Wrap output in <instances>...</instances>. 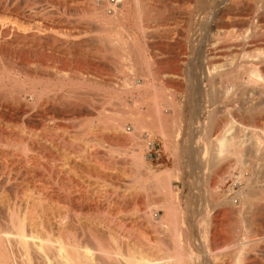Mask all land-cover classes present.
<instances>
[{
  "label": "rangeland",
  "instance_id": "obj_1",
  "mask_svg": "<svg viewBox=\"0 0 264 264\" xmlns=\"http://www.w3.org/2000/svg\"><path fill=\"white\" fill-rule=\"evenodd\" d=\"M8 1H7L8 3L15 2L20 7L19 9L21 11L29 12L28 9H30L31 7L35 9L37 7L36 11L40 12L39 13L40 16L38 14L35 16L33 15L34 21L38 19V21L37 22L35 21V23L36 24L39 23L40 26L42 25V28L43 27L47 28L48 31L46 32L53 35L57 41L55 43L50 44L45 42L46 40L42 38V42L40 43L42 46L40 45L38 54L41 56L44 55L47 56L48 54V56H50L51 58L53 57L52 59H54L55 62L57 61L56 63L57 65H62V63L63 64L69 63L68 64L69 67H71L72 65L71 69H73L76 66L81 67L82 71H84L85 73L82 76L83 79L78 80V79L70 78L71 81H68V85L74 90L83 89L86 93L88 92L90 94L89 96V94L87 93L89 97H86V100L89 99L87 100L89 101L87 103L88 105L89 104L91 105L89 106V111L91 112V114L90 113L89 114L91 116L88 118L90 122H93L91 123L92 128L90 127V129L84 130L83 127H80L81 128L80 129L79 128L80 125H77L79 124V121L77 119L74 120L70 119L71 121H68L69 119L68 120L66 119L65 122L64 119L63 120L60 119L61 121H63V123H61L60 120H57L54 123H48V125L47 122H42L43 124L42 123L41 124L43 128L41 127V124L38 121H36L35 123L36 126L40 124L38 125V127L35 126L36 131L37 128L40 131L42 130V133L38 131L40 135L37 134L38 135L37 138L40 136L39 137L41 139L39 140L40 144H45L47 146L46 151H48L49 148L50 152L45 153L43 151L41 153H38L40 152L38 151L37 152L38 154L36 152H33L35 153L36 156L32 155L33 154L31 153L32 151L31 152L28 151V153L32 156H35L36 158L38 155V157L40 158V159L38 158L40 164L43 162L42 163L43 165L41 164L40 167L42 166L45 167V168L42 167L43 169L39 167L41 171H43L44 169H45L44 171H46V164L49 162V159L51 160V157L54 158L53 160L56 162L52 160L51 163H54L53 164L55 165L54 167L56 169H59L58 171L61 175L59 174L57 180L56 179H55L56 181L53 180L54 182L52 181L51 182L52 185L51 184L50 185L53 186V189H55L56 193H58L57 195L64 193V189L63 188L60 189L61 187H63V184L66 185L64 187H67L69 185V187L67 188L71 189L70 191H73V193L71 192L72 195H75L76 197H78L79 195L80 198V194L85 193V198H86L85 200L93 199V201L96 200V202H99V204H103V203L107 204L112 202L113 200H118L120 198L117 197L118 195L119 196L126 195V197H128L130 200L133 199V201L142 202L143 205L144 203L145 205L146 203L148 205L150 204L149 206L144 205L143 207L146 209L145 211L147 213L148 211L149 213L152 212L153 214L152 218H154L152 219L154 221V224L153 223L150 224L149 222H147L146 219L144 220V218L140 216L139 213L140 211L137 212V210H133L131 208H129L128 212L123 211L122 210L123 208H121V211H119L120 208L119 209L117 208L112 211L107 209L109 211V212L107 211L108 213L103 212V214L105 213L106 215L105 214L104 216L102 214L99 216L94 215L91 216L93 217L92 219H89L90 214H86L85 216L82 215L84 217V218L81 217L84 223L83 226L86 225L89 226V228L91 227L92 228L91 231L95 233H97L96 231H98L97 234H100L101 237L103 236L104 239H108L109 242L113 244L114 242L111 241V238L115 237L114 239L117 240L116 236L118 235L119 237L121 235V237H119L118 239L119 240L118 242L122 244L121 249L124 248L125 249V250L123 249L124 252L126 251V249L127 250L133 249L135 251L138 249L137 250L138 252L143 250L142 253L145 254L148 252L147 253L148 255L151 256L152 254L151 257L157 258L160 256L167 257L171 253L173 254L175 251V246L176 249H178L177 251H181L184 248L186 252H192V256H194V260H192L188 264H233L234 260L232 258L233 257L232 254L234 255L233 252L234 249H232L233 248L232 242L229 241L234 239L235 240L239 239L243 233H247L248 229L250 231H254V227L260 229L259 230L260 232H258V234L260 233L262 235L264 234L262 233L264 231L263 229L264 213H262L264 212V207L262 206L264 205H262L261 202L257 200V198L259 197L258 195H256L258 197L253 195L252 197H254V199L252 197H249L250 198L249 201L247 199L246 200L247 202L244 205H242L243 207H241L239 211H235L237 206H235L234 208L235 205L234 202L236 201V198L231 200L232 203L230 202L229 199L225 198L226 196H228L227 194H232L234 191L238 189V183L236 182L235 179L237 176V170H236V165H234L235 163H233L234 160L231 161L232 160L231 159L230 161L227 160L221 161L217 165H215V168L213 167V169L207 172L199 171L200 169L199 168L197 169L196 167L193 168V166L196 165L195 163L196 159L193 153L195 151L196 146L198 144H201L198 140H200L201 138H203L202 140H204V138L206 137H203V135L204 136L207 135L208 137L211 135L210 138L214 137L216 135V131L218 133L219 128L223 125V121L225 122V120L229 118V117L226 118V115H228L229 113H233V114L236 113L235 114L236 119H240L241 116L243 115H244L243 117L257 116L259 120L260 119L262 120L261 122L260 121L259 122L264 126V114H263L264 89L258 90L256 87L248 84L247 75L245 71L250 61L256 59L254 58L253 54L255 52H258L257 51L258 49H255L256 48L255 46H250L249 48L246 49L245 46L236 45V42L231 39L232 34L234 35L236 32H240L243 30H247L248 33L251 32L253 30L252 27L255 24H258V28L261 30V32H264V0H239L237 7L232 11H230L229 14L227 13L225 16H222V18L219 14H214L213 11L214 8H212L211 10H209L208 8V10H206L205 7L204 9L203 7L204 5L202 6V0H169V1L168 0H147V1L129 0V5H128L129 7L127 9V14L122 16L121 15L116 16V18L115 15L112 16L111 17L112 19L109 18L106 20L108 21L107 24L106 21H104L105 23L103 22V25L105 24L104 26L102 25L103 27L100 26L99 24H98L99 26L98 25L95 26L96 22L91 23L92 20H94V18L89 13L88 14L86 13L85 15L84 11L86 7L85 5H87L86 2L87 0H84L85 2L83 0H74L70 2L72 5L70 3L63 4L59 2L60 0L55 3L53 2L49 3V0L48 1L47 0H39V1L17 0V2L16 0H12V1L8 0ZM29 1H33V2H29ZM222 1L225 0H215V4L221 5ZM135 2L136 3L139 2V3L136 4ZM161 2L165 5H163ZM32 3H34V5L36 4V7ZM148 5L149 6L151 5V8ZM251 6L253 9L250 8ZM32 8L30 9V11L31 12L35 11V9ZM77 8L79 9L77 10ZM156 9L157 11H159V13L156 11ZM79 11L81 12L78 13ZM145 11H148V13ZM27 12H23V13L26 15ZM142 13L143 14L146 13V15H143ZM28 14H30V12L27 13V15ZM123 16L125 17L123 18ZM139 19L141 20L139 21ZM131 24L133 25V27ZM137 24H139L138 25L139 27L137 26ZM142 25L143 26L145 25L144 26L145 29L142 27ZM49 26L51 27L49 28ZM154 26H156L157 28ZM141 27L143 29H140ZM126 29L129 31H127ZM109 30L111 33H109ZM141 30L144 31L142 32ZM112 32H115V34L123 33V35L124 34L127 35L126 38L125 35L123 36L119 34L120 36L126 38V41L129 42V46L128 44L119 46L117 45L118 41H116L117 44L116 43L110 44V42H108L107 44V41L105 42L103 38L101 40L97 39L98 36L106 37V35L109 36L110 34H113L110 35V37L112 38L115 39L120 38L119 35L115 36V34ZM129 33L131 34V36L133 35L136 38L138 37L137 40L138 39L139 40L137 41V46L138 43L139 46L137 53H140L139 54L140 58L143 56L140 59V61L135 65L137 69L135 73H132L129 67H128L129 70L124 67L122 68L121 59L119 57V55L122 54L120 51L121 49L123 50V53L130 54L129 51H131V48L129 47L131 46L130 43L131 39H128V36L129 38H131V36ZM261 35L262 36L259 37L261 40L259 39L260 42L258 41V44H260V47L262 46L263 48L264 33ZM219 38H221V40ZM96 40L99 42H97ZM73 41H75V43H72ZM80 43L83 45H81ZM99 43L100 45L103 43L104 44L100 46ZM106 45L108 46L109 49H107ZM114 46L115 47L117 46L116 48H118L119 50L114 48ZM112 48L114 50H112ZM180 52H182V54ZM144 57H146L147 61L145 60ZM262 59L263 62L261 64H263L262 66H264V58ZM84 64H86V66H90L89 68L91 70L88 67H86ZM213 65L218 66V68L216 70H212ZM75 69L76 68H74L71 72L69 71V74L74 73V76H80L79 75L80 73ZM100 69L101 71H99L98 73V70ZM160 69L162 70V72ZM38 71L39 70L36 71L38 78L40 77V73L42 77L43 72L42 71L38 72ZM91 71L94 73L92 74ZM123 74L133 75L136 79H141V81L143 78H146L147 76L149 77V82H151V80L153 79L151 82L152 84H150V86L153 88L147 89V93H149L148 97L152 101L156 98L157 99V100L155 99L156 102L153 101V103L159 105L160 109L162 108L161 109L162 112L166 113L162 121L154 122V120L151 121L150 118H149L150 122L149 121L148 122L151 124H148L147 122V120H149L148 118L145 121L147 122L146 124H144L146 126V129L144 128L142 130V133L143 135L148 134V136L147 139L143 138L142 141H144L143 143H146L148 141L151 142V148L149 150L146 148L143 151L144 152L143 161L142 164L139 167H137V169L144 170L143 172H147V173L150 172V174L148 175H154V174L163 175L165 173L166 175L169 174L168 177H169L170 189L173 193L172 198H170L171 199L170 202L172 203L173 207L176 206V209L179 212L176 222L172 217H168L166 215L165 216L168 218L164 217V214H166L164 210H166V208H164V203H163L164 193L161 190H156V188L151 186L148 187L147 190H145L137 187L135 184L132 185L131 187V184L134 183L131 181L132 180L131 174L136 168L135 166L133 168V165H131L130 161H132V156L130 151L134 150L135 145H133L132 143L130 146L126 145L125 149L126 148L127 149L124 151L125 153L119 149L117 151V145L121 142V140H119V138L117 137L118 135H116L115 133L113 134V131L109 128V126L106 127L107 123L105 125L101 124V126H99L97 125L99 124L98 121L95 122V120L97 119L95 118L97 111L92 108L93 106H96L98 108L99 106L102 107L101 112L109 117L112 116L116 117L119 115L120 110L122 109L121 107H123V105L121 100L122 96L120 95V87L118 85L122 80L121 78H123L124 76ZM24 81H27V79ZM44 82H46L45 78L44 79L42 78L41 83L44 84ZM65 88H67V86ZM170 93H172V95L176 98L177 101L175 110L172 109L170 104L171 101ZM151 97L154 99H152ZM28 98L29 97H26V100H28ZM257 98L262 99L261 106L263 104L262 106L263 111L259 114H255V111H253V113H251V111H247L246 108L251 104L255 103L258 100ZM134 99L135 98L129 94L127 96L125 95L123 102H125V104L127 103L126 104L127 106L125 105L126 108L129 107L131 109L136 105V106H140L141 109L143 110H147L146 113L149 111L145 104L140 105L139 103L138 105V103H136L135 105H133L135 101ZM28 101H30V98ZM152 101L150 103H152ZM153 103H152V107L153 105H155ZM236 109H239V111ZM226 111L229 113H227ZM148 114L150 113L148 112ZM58 121L60 125L59 123H57ZM158 122L160 123V126H162V127L159 126L160 128H166L168 130L171 128L170 129L171 133L169 132L170 134H168V130L165 129L166 134L171 136V138L169 136H167L168 138H164L162 134L161 136H159L160 133L156 132L160 129V128L158 129V125H159ZM55 123H57V125H55ZM65 123L67 127L65 126ZM124 124L125 127L127 126V129L130 127L131 128L129 130L132 129L131 121L127 120L124 122ZM43 125L45 126L50 125L49 126L50 128L45 127ZM63 125L66 128H64ZM45 128L46 131L44 130ZM175 128H179L181 130L179 133L180 135L175 133L176 130ZM42 134H44L45 137L44 135L41 136ZM105 135L108 136L109 138L111 137L110 139L111 145L110 142H108L109 143L108 144L106 141H102L103 139L99 138V137L102 138ZM63 137L68 140L66 142L68 143V147L66 145H63V142H65L63 141L65 140ZM164 139H166L167 142H164ZM196 140L199 143H196ZM202 140L200 141L202 142ZM115 143H117V145ZM128 143L130 144V141ZM161 143L164 144L165 146L162 145ZM176 143L178 144V150L176 148L177 145ZM181 143H183V145L185 144L184 145L185 147L183 146L181 147L183 149L179 150L180 149L179 146H182ZM79 144H81L80 146H83L84 148L83 152L80 151V153L78 152L79 150L77 149V146ZM113 146L116 149L112 148ZM109 147L112 148L113 151H110ZM66 148L67 150L65 151ZM85 148L88 150H86ZM186 150L187 152H191L190 154L191 156L186 155L187 153ZM47 153L52 154V155H47L49 159L46 157ZM251 154L254 153L245 152L242 153V155L240 156L241 158L239 157L245 167L249 164H250L249 166H251L254 163L256 164V162L252 163L254 159H252L253 157ZM262 157H264V155H262ZM191 160H194L195 162L192 161V163H190L189 161ZM66 161H67L66 163L67 165L61 164L62 162H66ZM225 161H227L229 165ZM188 166H190V168ZM140 170L137 171L140 173L141 172ZM203 173H206V176ZM214 174L216 175L212 176ZM233 175L234 176L236 175L235 178ZM213 181H215L214 184L216 183L214 185V189L211 186L212 185L211 183ZM235 184H237V186ZM45 185L47 186L48 184ZM252 191L256 192L255 194L258 193L256 189L255 191L254 190ZM57 199L60 202H62L61 199L59 198ZM60 202L59 204H61ZM253 202L254 204H252ZM229 203L231 204V207L228 206ZM68 206H69L68 208L70 209L71 206L70 205ZM147 206L150 207L151 211L150 209L146 208ZM73 207L76 208L75 206ZM258 207L262 209L259 210ZM74 208H72V210ZM228 208L230 209V212ZM255 208H258V210ZM126 209L128 208H124V210ZM130 209L131 211L132 210L133 211L131 212ZM223 209L225 210L223 211ZM231 209H233V211ZM240 210L243 211L240 212ZM261 210L263 211L261 212ZM104 211H106V209ZM258 211L262 214H260ZM222 213L224 216L223 215L221 216ZM215 215H218L216 216L218 219L215 217ZM252 215H254L255 217L257 216L260 219V221H255L254 219L258 220V218H255ZM96 216L98 218H96ZM73 217L74 218L77 217L78 219L80 215H76ZM162 217H164L163 219H167L165 221L169 222L168 224L166 222H164V224L162 223L163 226L165 225L168 228L163 227L162 224L158 222L160 221L159 220L160 218L162 219ZM250 217L252 218V220ZM261 217L263 218V220ZM209 218H211V220ZM86 219L88 222L85 221ZM101 219L103 221H100ZM172 219L176 223V226L174 227L171 226L174 223L173 221H171ZM79 220L81 221L80 218L78 219V221ZM82 221L81 224H83ZM170 221L171 223L172 222L173 223L171 224ZM248 221L251 223L249 224ZM85 222L88 224H85ZM104 222L105 224H107V226L104 224ZM213 222H215L216 224L215 223L213 224ZM255 222H259L257 224L258 226L252 227L253 225H256L254 224ZM99 223H102L103 225L109 227L110 229H106V227L102 226V224H100V227H98ZM73 225L75 226L76 222L75 224L73 223ZM73 225L72 228H75ZM215 225H216V230L214 228ZM169 226L172 229L177 228V232L174 231L175 232L174 234L173 232L174 229L172 230ZM168 229H171L172 231L171 234H170V230ZM74 230L73 233L76 234L75 236L81 235L80 228L76 227ZM122 230H124V232ZM212 231L216 233L215 237L213 238L214 240L209 239L210 238L209 233L210 232L213 233ZM128 233L129 236L131 235V237L132 236L133 237L132 238L129 237ZM173 234L175 235L174 238L177 237L176 241L178 239L177 245L176 244L174 245L173 243L174 241V239L172 240ZM126 235L127 237H125ZM170 235H172V238ZM238 236L240 237L238 238ZM250 238H255V237L250 236ZM120 239L123 240L121 241ZM82 240L86 241L87 239L83 237ZM263 240L264 238L259 240L257 244L254 245V248L256 247V251L254 250V248H253V252L251 250H248L250 251L248 252V255L250 254L249 258H244L241 264H253L256 259L258 261L259 260L261 261L260 262L256 261L255 264H264ZM85 241H83V243L89 244L88 241L86 242ZM179 242L182 243L179 244ZM123 243L125 244L127 243V245L125 246V244ZM130 246L131 248H129ZM256 252L258 255L253 254ZM251 253L253 254V256ZM255 256H258V258L257 257L252 258ZM231 259H232V263H231ZM247 260L248 263L246 262Z\"/></svg>",
  "mask_w": 264,
  "mask_h": 264
},
{
  "label": "bare ground",
  "instance_id": "obj_2",
  "mask_svg": "<svg viewBox=\"0 0 264 264\" xmlns=\"http://www.w3.org/2000/svg\"><path fill=\"white\" fill-rule=\"evenodd\" d=\"M7 1L8 0H0V264H188V263H190L192 260H194V256H192V252H186L184 250V248L181 251H177L178 249H176V246H175V251L173 254L171 253L167 257L160 256L157 258L151 257L152 254L150 256L147 254L148 252L145 254L142 253L143 250L138 252L137 251L138 249L136 251L133 249L132 250L126 249V251L124 252L125 249L124 248H123L124 250L121 249L122 244H120L118 242L119 237H121V235L118 237V235H117L118 233L116 234L117 240L114 239L115 237L111 238V241L114 242V244H113V243H110L108 239H104L103 236L101 237L100 234H97L98 231H96L97 233H95V232L91 231L92 230L91 227L89 228V226H86V225L83 226L84 223H83L81 217L85 216L86 214H90V217L94 216V215L99 216L101 214L104 216V214L108 211L107 209L112 211V210H115L117 208L118 209L120 208L119 211H121V208H123L122 209L123 211H127V212L129 211V208H131L133 210H137V212L140 211L139 212L140 216L142 218H144V220L146 219L147 222H149L150 224L151 223L154 224V221L152 220V219H154V218H152V215H153L152 212L149 213V211H148V213H147L145 211L146 209L143 207L145 205V203L143 205L142 202L133 201V199L130 200L128 197H126V195L125 196L124 195H120V196L118 195L117 197L118 198L120 197L119 199L117 198L118 200H113V201L111 200L112 202H110V203L106 202L107 204H104V203L99 204V202H96V200L93 201V199L92 200L91 199L85 200L86 199L85 193L80 194V198H82V199L79 198V195H78V197H76L75 195H72L71 192L73 193V191H70L71 189L67 188V187H69V185L67 187H64V186H66L65 184H63V187L60 188V189H62V188L64 189V193L57 195L58 193H56L55 189H53V186H51L52 185L51 182L55 179L57 180L60 173L58 171L59 169H56L54 167L55 166V165H53L54 163H51L54 158L51 157V160H50L49 157L47 156V155H52V154H48V153L46 154V157L49 159V162H48L49 164L48 163L46 164V171H44L45 170L44 169L43 170L44 172H43L40 170V168L44 167V166L40 167V165L43 162L40 164V161H39L40 158L38 157V155L36 158L35 153H33V152L37 153L38 151H40L38 153H41L43 151L45 153L50 152L49 148H48V151H46L47 146L45 144H40V142H39V140H41L39 138L40 136L38 137L39 139L37 138V136H38L37 134H39L38 131H40V130L37 128V131H36V128H35L36 124L35 123H36V121H38L40 124L42 122H47V125H48V123H54L55 121L60 120V119L61 120L64 119V122L66 119L67 120L69 119L68 121H71L70 119H73V120L77 119L79 121V124H77V125H80L79 128L83 127L84 130L90 129V127L92 126L91 123H93V122H90L89 118H88L91 116L90 115L91 112L89 111V106H91V105L90 104L88 105V103H87V102H89V101H87L89 99L86 100V97H89L90 94L87 92L89 94V96H88V94L83 89L82 90H80V89L74 90L68 85V81H71L70 78L80 80V79H83L82 76L85 73H84V71H82L81 67L76 66L74 68H76L75 70H77L80 73L79 75L81 77L80 76H74L73 72H72L73 74H69V71L71 72L74 69V68L71 69L72 65H71V67L68 66L69 63L68 64L62 63V65H57L56 64L57 61L55 62V60L52 59L53 57L51 58L50 56H48V54H47V56L39 55L38 52H39V47L41 45L40 43L42 42V38H44V40H46L45 42L50 43V44L55 43L57 41L53 35L46 32V31H48L47 28H45V27L42 28V25L40 26L39 23H38L39 25L35 23V21L37 22L38 19L36 18L37 20L34 21L33 18L35 15H37V14L39 15V13H40V12L36 11V9H37L36 4L34 5V3H32L36 7V9L31 7L32 9H35V11L32 10L33 12H31L30 11L31 8L29 7L30 9H28V10H29L30 14L27 15V13H29V12L21 11L19 9L20 7L15 2L14 3H8L9 1L8 2ZM57 1H59V0H49V3L50 2L55 3ZM72 1H74V0H60L59 2H61L63 4H67V3H70ZM134 1H138V0H134ZM16 2H17V0H16ZM29 2H33V1H29ZM86 2H87V5H85L86 7L84 6L85 11L84 10L83 11L85 12V15H86V13L87 14L89 13L94 18V20H92L91 23L96 22L95 26L98 24L100 26H102L104 21H106L107 19L111 18L114 15H115V18H116V16H119V15H121V16L126 15L127 9L129 7L128 6L129 0H87ZM240 2H242V1H240ZM18 3H19V1H18ZM138 3L139 2H137L136 4H138ZM238 3H239V0H225V1H222L221 5H217V4H215V0H202V6L204 5L203 6L204 9H205V7H206V10H208V8H209V10L214 8V10H213L214 14H219L221 16V18H222V16H225L227 13L229 14L230 11L235 9L237 7ZM144 4H145V2H144ZM163 5H165V4H163ZM149 7L151 8V5ZM250 8L253 9L252 6ZM78 9L79 8H77V10ZM145 9H147V8H145ZM148 11H145V12L148 13ZM156 11H157V9H156ZM160 11H163V10H160ZM23 12H27L26 15ZM80 12L81 11H79L78 13H80ZM157 12L159 13V11H157ZM82 14H83V12H82ZM143 15H146V13ZM165 15H166V13H165ZM124 17L125 16H123V18ZM138 17H139V15H138ZM162 18H163V16H162ZM78 20H79V18H78ZM88 20H89V18H88ZM140 20L141 19H139V21ZM146 20H147V18H146ZM107 22L108 21H106V24H107ZM139 24H140V22H139ZM139 24H137V26ZM140 26H141V24H140ZM144 26L142 25L143 28H144ZM50 27L51 26H49V28ZM85 27H86V25H85ZM132 27H133V25H132ZM142 27L140 29H143ZM154 27H156V26H154ZM252 28H253V30L249 33L247 32V30H243V31L236 32V33L234 32L235 34L234 35L232 34L231 39L236 42V45L245 46L246 49L249 48L250 46H255L256 47L255 49H258L257 50L258 52H255L253 54L254 58H256V59L250 61V63L246 67L245 71H246V75H247L248 84L256 87L258 90H261V89H264V66H262L263 64H261L263 62L262 58H264V47L263 48H262V46L260 47V44H258V41L260 39L259 37L262 36L261 34H263L264 32H261V30L258 28V24H255ZM99 29H100V27H99ZM167 29H168V27H167ZM53 31H55V30H53ZM124 31H125V29H124ZM127 31H129V30H127ZM100 32H101V30H100ZM109 33H111L110 30H109ZM112 33L115 34V32H112ZM119 34L123 35V33H119ZM119 34L116 33L115 36L119 35ZM154 34H156V33H154ZM110 35H113V34H110ZM110 35L109 36L106 35V37H103V36L99 37L98 36L97 39L101 40L103 38L105 40V42L107 41V44H108V42H110V44H111V43H116V41H118V44L117 43L116 44L119 46L125 45V44H128V46H129V42L126 41L127 35L124 34L126 38L119 35L120 38L119 39L116 38L117 40L115 38L110 37ZM130 36H131V34H130ZM76 38H78V37H76ZM95 38H96V35H95ZM137 38L133 35L131 36V38H129V36H128V39H131V41H130L131 46L129 48H131L132 52L129 51L130 54L123 53V50L120 48L121 49L120 51L122 54L119 55V57L121 59L122 68L124 67V68L128 69V67H129V69L131 70L132 73H135L137 71L135 65L143 57L142 56L140 58V55H139L140 53H137L138 46H139V43L137 46V41L139 40V39L137 40ZM162 38H160V39H162ZM229 38H230V36H229ZM219 39L221 40V38H219ZM227 40H226V42H227ZM97 42H99V41H97ZM72 43H75V41H73ZM103 44H101V45H103ZM81 45H83V44H81ZM99 45H100V43H99ZM70 46H69V48H70ZM74 47H75V45H74ZM116 47L114 46V48H116ZM107 49H109L108 46H107ZM116 49H118V48H116ZM112 50H114V49L112 48ZM97 51H98V48H97ZM74 52H75V50H74ZM103 53H104V50H103ZM180 53L182 54V52H180ZM112 54H114V53H112ZM144 58L146 60V57H144ZM146 63H148V62H146ZM149 63H150V60H149ZM84 65L86 66V64H84ZM73 66H75V65H73ZM146 66H147V64H146ZM86 67L89 68L90 66H86ZM86 67H85V69H86ZM97 67H99V66H97ZM217 68H218V66H216V65L212 66V70H216ZM85 69H83V70H85ZM89 69H87V70H89ZM96 69H99V68H96ZM37 70L42 71L44 77H43V75L41 77V73H40L41 78L40 77L38 78V75L36 74ZM99 71H101V69L98 70V73H99ZM126 72H127V70H126ZM161 72H162V70H161ZM91 73L93 74L94 72L91 71ZM148 74H149V72H148ZM36 75H37V77H36ZM123 75L124 76H123V78H121L122 80L120 81V83L118 85L120 87V95L122 96L121 100H122V105H123V107H121L122 109L120 108L121 110H120L119 115L117 114L118 116L115 115L116 117H113V116L109 117L107 115H104L101 112L102 107L99 106V108H101V109H99L98 107L93 106V104H92V106H93L92 108L97 111V114L95 117L97 119L95 120V122L98 121L99 124H97V123H95V124L101 126V124L105 125L107 123L106 127L109 126V128L113 131V134L115 133L116 135H118L117 137L119 138V140H121V142L118 145H117V143H115L117 145V151L119 149V150H122L124 152L127 149V148L125 149L126 145L130 146L131 143L133 145H135L134 150L130 151L131 156H132V161H130V162H131V165H133V168L135 166V168L137 169V167H139L142 164L143 153H144L143 151L146 148L148 150L151 148V142L148 141L149 142L148 143L145 140L146 143H143L144 141H142L143 138L147 139V136H148V134L143 135V133H142V130L144 128L146 129V126L144 124H146L148 121L150 122V119H151V121L154 120V122L155 121H162V119H164V117H165L164 115H166V113L162 112V110H161L162 108L160 109L159 105L153 103V101H155L156 98L154 99L151 97L152 99H154L152 101L148 97L149 93H147V89L153 88L150 86V84H152L151 82L153 79L152 80L150 79L151 82H149V77L147 76L146 78H143L141 81V79H136L133 75H129V74H127V75L123 74ZM144 75H145V73H144ZM42 78L43 79L45 78L46 82H44V84L41 83ZM26 79L28 82L24 81ZM111 81H112V79H111ZM65 85L67 86V88H65L66 87ZM86 91H88V90H86ZM172 93H170L171 94L170 95L171 101L170 100L169 101H170L172 109L175 110L177 101H176V98L172 95ZM128 94L135 98L133 105H135L136 103H138V105H139V103H140V105L145 104L147 109L149 110L148 112L150 114H148V112L146 113L147 110L141 109L140 106L135 105V107H137V108H135V107H133L131 109L129 107L126 108L127 103L125 104V102H123V101H124L125 95L127 96ZM214 96H215V94H214ZM26 97H29L30 101H28L29 98H28V100H26ZM99 97H101V96H99ZM150 100L152 101L153 104H155V105H153V107H152V103H150L151 102ZM261 100L262 99L259 98L255 103L248 106L246 108L247 111H251V113H253V111H255V114L261 113L263 111V108H264V107L262 108L263 104L261 106V103H262ZM96 103H98V102H96ZM246 109H244V110H246ZM236 110L239 111V109H236ZM227 113H229V112H227ZM235 114L229 113L228 115H226V118H228V117L229 118L226 119L225 122L223 121V125L219 128L218 133L216 131V135L214 137L210 138L211 135L208 137L205 133L206 136L203 135V137H206V138H204V140H202L203 138H201V139L198 138V139L202 140V142L200 140H198L201 144H198L196 146L195 151L193 153V155L196 159L195 160L196 162L194 160H191L189 162L192 163V161H193L196 163V165L193 166V168L196 167L197 169L198 168L200 169L199 171L207 172V171H210L211 169H213V167L215 168V165H217L221 161H224V160L230 161L231 159H232L231 161L234 160L233 163H235L234 165H236L237 176L235 175L236 178L234 175L233 176L236 179V182L238 183V189L236 191H234L232 194H227L228 196H226L225 198L229 199L230 202H231V200L236 198V201L234 202L235 203L234 208H235V206H237L235 211H239V209L241 207H243L242 205H244L247 202L246 200L248 199V201H249V199H250L249 197H252L253 195L254 196L258 195L259 197L256 196V197H258L257 200L259 202H261L262 205H264V157H262V155H264V126L260 123L262 120L261 119L259 120L257 116L243 117L244 116L243 115V116H241L240 119H236ZM147 118L148 119L150 118V119L147 120ZM61 120H60V122L63 123V121H61ZM127 120L132 122V129L131 130H129L131 127L128 129H127V126L125 127L124 122ZM146 120H147V122H145ZM149 122H148V124H151ZM57 123H59V121ZM57 123H55V125H57ZM66 123H65V126L67 127ZM40 124H38V125H40ZM42 124H41V127H42ZM158 124H159L158 125V129H159L162 126H160L159 122H158ZM221 124H222V122H221ZM221 124H219V125H221ZM38 125L36 127H38ZM52 125H54V124H52ZM59 125H60V123H59ZM104 125H103V127H104ZM43 126H45V125H43ZM49 126H45V127L50 128ZM68 126H70V125H68ZM41 127H39V128H41ZM56 127H58V126H56ZM60 127H62V126H60ZM63 127H64V125H63ZM66 127H64V128H66ZM165 129L166 128H160L156 132L160 133L159 136H161V134H162V136L164 138H168L167 136H169L168 134L171 133L170 132L171 128L169 130L166 129V130H168V134H166ZM175 129H176L175 133L180 135L179 133L181 130L179 128H175ZM44 130L46 131V128ZM48 130H50V129H48ZM40 132L42 133V130ZM80 133H81V131H80ZM89 133H90V131H89ZM43 135L44 134H42L41 136H43ZM44 137H45V135H44ZM169 137L171 138V136H169ZM93 138H95V137H93ZM99 138L103 139L102 141H106L107 143L110 142V139H111V137L109 138L106 135L102 138L101 137H99ZM42 139H44V138H42ZM64 139L65 140H63V141H65V142H63V145H66L68 147V143H66L68 140L66 138H64ZM195 139H197V138H195ZM185 140H184V142H185ZM58 141H60V140H58ZM129 141H130V144L128 143ZM198 141L196 140V143H199ZM164 142H167L166 139H164ZM61 143H62V141H61ZM103 143H105V142H103ZM181 144H182V146H179V148H180L179 150L183 149L181 147H183L185 145V144L183 145V143H181ZM80 145L81 144H79L78 146L76 145L77 149L79 150L78 151L79 153H80V151L83 152V150H84L83 146H80ZM110 145H111V142H110ZM162 145H164V144H162ZM110 147H109V150L113 151L112 148H114V146L112 148H110ZM135 148H136V150H135ZM176 148L178 150V144L176 145ZM114 149H116V148H114ZM66 150H67V148L65 149V151ZM86 150H88V149H86ZM28 151H30V152L32 151L31 152V153H33L32 155H35V156L30 155L28 153ZM186 152H187V150H186ZM245 152L246 153L247 152H253L254 153V154H251L253 157L252 159H254L252 161V163L256 162V164L254 163L251 166H249L250 165L249 164L246 167L243 165V162L241 161L240 156L242 155V153H245ZM190 154H191V152L186 153V155H188V156ZM48 159H47V161H48ZM55 159H56V157H55ZM61 160H63V159H61ZM227 161H225V162L228 163ZM54 162H56V161H54ZM66 163H67V161L62 162L61 164L67 165ZM228 165H229V163H228ZM186 167H187V165H186ZM188 167L190 168V166H188ZM136 169L134 171L132 170L133 175L131 174V176H132L131 181L134 183L131 184V187H132V185L135 184L137 187H139L141 189H145V190H147V188L150 186L156 188V190H161L164 193L163 203H164V208H166V210H164L166 212V214H164V217H166V216L172 217L176 222V219L178 218L179 212L176 209V206L174 205L175 207H173L172 203L170 202V200H171L170 198H172L173 193L170 189L168 171H167L168 175H166V173L163 175H161V174L160 175H155V174L154 175H148V174H150V172L147 173V172H143L144 170L137 169V170L141 171L139 173ZM203 174L206 176V173H203ZM215 175L216 174H214L212 176H215ZM218 180H219V178H218ZM214 182L215 181H213L211 183L212 184L211 186L213 187V189H214V185L216 184V183L214 184ZM71 183H72V181H71ZM45 184H48V185L46 186ZM235 185L237 186V184H235ZM255 189L258 192L257 194H255L256 192L252 191V190L255 191ZM138 190H140V189H138ZM219 190H220V188H219ZM209 191H211V190H209ZM216 194H218V193H216ZM57 198L61 199L62 202H60ZM89 198H90V195H89ZM252 198L254 199V197H252ZM59 202L61 204H59ZM252 204H254V202ZM68 205L71 206L70 209L68 208L69 207ZM146 205H148V204L146 203ZM158 205H160V204H158ZM73 206H75L76 208H74ZM148 206L146 208L150 209V207H148ZM165 206H167V207H165ZM228 206L231 207V204L229 203ZM245 206H247V205H245ZM262 207H264V206H262ZM72 208H74L75 210L74 209L72 210ZM124 208H128V209L124 210ZM258 208H255V209L258 210ZM105 209H106V211H104ZM131 209H130V211H131ZM260 209H262V208H259V210ZM224 210L225 209H223V211ZM231 210L233 211V209H231ZM257 210H256V212H257ZM150 211H151V209H150ZM241 211H243V210H240V212ZM262 211L263 210H261V212ZM103 212H105V213L103 214ZM229 212H230V209H229ZM235 213H237V212H235ZM262 213H264V212H262ZM262 213H260V214H262ZM218 214H220V213H218ZM225 214H226V212H225ZM76 215H80L79 218L81 219L83 224H81L80 220L78 221L79 218L77 219V217L76 218L73 217ZM222 215H223V213L221 214V216ZM216 216H218V215H215V217ZM252 216H254V215H252ZM90 217H89V219L93 218V217H91V218ZM164 217H162V219ZM168 217H166V218H168ZM210 217H212V216H210ZM87 218H88V216H87ZM96 218H98V217L96 216ZM212 218H214V217H212ZM255 218H258V217L256 216ZM263 218H262V220H263ZM162 219L160 218L159 219L160 221H158V222H160L161 224L162 223L164 224V222H166L167 224L169 223V222L165 221L167 219H163V220ZM173 219L171 221H173ZM209 219L211 220V218H209ZM156 220H158V219H156ZM205 220H207V219H205ZM251 220H252V218H251ZM254 220L260 221L259 218H258V220H256V219H254ZM85 221H87V219ZM100 221H103V220L101 219ZM171 221H170V223H171ZM75 222H76V225L74 226L73 223L75 224ZM105 222H104V224H105ZM175 222L173 224L171 223L172 227L176 226ZM209 222H211V221H209ZM205 223H207V222H205ZM214 223L215 222H213V224ZM250 223L251 222H249V224ZM258 223L259 222H255L254 224H256V225H253L252 227L258 226L257 225ZM77 224H78V226H77ZM85 224H88V223L85 222ZM100 224H102V223H99L98 227H100ZM163 224H162V226H163ZM72 225L75 228L77 227V228L81 229V235L75 236L76 234L73 233V230L75 228H72ZM105 225L107 226V224H105ZM105 225L102 224V226H105ZM124 226H125V224H124ZM163 227H167V226L164 225ZM181 227H182V224H181ZM250 227H251V225H250ZM214 228L216 230V225L214 226ZM247 228H249V227H247ZM106 229H110V228L106 227ZM171 229H168V230H170V234L172 232ZM175 229L173 230V232L174 231L177 232V228H175ZM259 230L260 229L256 228V227H254V231H250L248 229L247 233H243V234L241 233L242 236L241 237L238 236V238L240 237L239 239L236 238L237 240L234 239V240L229 241V242H232L233 248L232 247L231 248L234 249V251H233L234 255L232 254V256H233L232 258L234 260L233 264H241V262L244 258H249L250 254L248 255V252H250V251H248V250H251L253 252L254 245L257 244V242L259 240L264 238V234L263 235L261 233L258 234V232H260ZM74 231H76V230H74ZM122 231L124 232V230H122ZM207 231H208V229H207ZM106 232H105V234H106ZM212 232L213 233H211V232L209 233V237H210L209 239H213L215 237L216 233H214V231H212ZM79 233H80V231H79ZM100 233H101V231H100ZM262 233H264V231ZM174 234H175V232H174ZM174 234H173V238H172V235H170V236H171L172 240L174 239V241H173L174 245L175 244L177 245L178 239L176 241L177 237L174 238V236H175ZM128 236H129V233H128ZM250 236H253L255 238H250ZM83 237H85L87 239L86 241H88L89 244L83 243V241H85V240H82ZM125 237H127V235ZM129 237H131V235ZM120 240L122 241L123 239H120ZM263 241H262V243H263ZM127 243L126 244L123 243V244H125V246H126ZM131 243H132V241H131ZM181 243L179 242V244H181ZM129 248H131V246ZM254 250L256 251V247L254 248ZM253 254L258 255L257 252L253 253ZM253 254H252V256H253ZM256 257L258 258V256H255L252 258H256ZM248 260L246 261L247 263H248ZM256 261H258V260L256 259L255 262ZM260 261L261 260H259L258 262H260ZM255 262L253 264H255ZM231 263H232V259H231Z\"/></svg>",
  "mask_w": 264,
  "mask_h": 264
}]
</instances>
